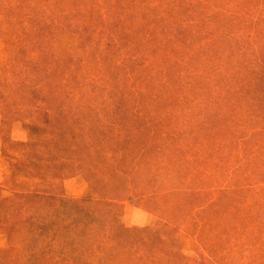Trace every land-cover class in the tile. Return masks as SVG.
<instances>
[{
	"label": "rangeland",
	"instance_id": "374dc122",
	"mask_svg": "<svg viewBox=\"0 0 264 264\" xmlns=\"http://www.w3.org/2000/svg\"><path fill=\"white\" fill-rule=\"evenodd\" d=\"M31 1L30 22L15 32L32 40L25 50L0 38V75L10 85L0 98V264H264V247L229 227L230 186L264 190L252 168L234 173L250 147L237 134L229 140V90L244 87L264 55V0H121L118 13L106 0ZM44 23L33 46L31 27ZM121 105L133 110L125 122ZM45 113V134L23 132L21 122L45 126ZM81 143L99 154L81 153ZM150 144L154 164L131 163ZM21 160L33 162L34 178L12 169ZM65 162L73 168L48 177ZM94 175L98 201L85 203ZM53 189L108 218L79 225L83 236L68 246L64 232L39 235L27 223L60 222L59 203L10 196ZM121 227L133 232L128 251L115 247Z\"/></svg>",
	"mask_w": 264,
	"mask_h": 264
},
{
	"label": "trees",
	"instance_id": "16d2710c",
	"mask_svg": "<svg viewBox=\"0 0 264 264\" xmlns=\"http://www.w3.org/2000/svg\"><path fill=\"white\" fill-rule=\"evenodd\" d=\"M63 1V4L60 6H66L68 2H74L75 0H67L68 2L65 4L66 0ZM109 5V10H113L117 8V13L119 9V5L121 6V0H106ZM114 2V3H111ZM182 1V0H181ZM36 4V2L33 0ZM31 0H0V38L3 41H9L16 43V51L18 53H22L24 48V42L26 44L31 42L29 36L24 41L18 37V34L15 35L23 25H27L31 20V13L34 10L35 6H31ZM182 6V3H181ZM89 11H92L94 8V3H89L87 5ZM93 14V12H91ZM110 13V12H109ZM92 14L91 17H92ZM109 20V15L106 16ZM44 19V18H43ZM61 20V19H58ZM91 20L85 21L84 25H80V30L78 33L80 36H84L89 29V25H85L87 22L90 23ZM50 27V25H43L36 27L33 25L31 28L35 31L36 37L35 42L31 43L33 46H37V42L39 36L43 35L45 30ZM64 27V26H63ZM62 28V27H61ZM63 32V29L61 30ZM72 32H77L74 30ZM23 61L26 60L25 58L22 59ZM132 59H129V61ZM133 64V61H131ZM30 66V65H29ZM65 66V65H64ZM64 66L62 67V72L65 70ZM26 67V65H25ZM0 69L4 70L5 66L0 65ZM260 69V71H259ZM249 71V70H248ZM4 72V71H3ZM251 74L249 81L244 87L231 89L230 95V106L229 112L233 117L229 120V140H234L237 134V144L242 143L244 146L250 147V152L248 155L243 153L242 150V160L243 165H236L234 168V173L238 171H242L243 169L252 168L253 173L256 171V175L260 178L258 181L264 180V55L263 58L258 61V65L255 66V69L249 71ZM253 78V81H251ZM177 79L174 78V83H177ZM16 85V84H15ZM21 87L25 85L21 83ZM9 86L7 81L4 79L3 76L0 75V98H2V90H9ZM3 88V89H2ZM33 96L36 94L35 91L32 93ZM129 96L123 97L122 99L126 101ZM24 96V100H25ZM126 107L121 105L118 107V114L120 118H123L122 121L126 120L130 117L133 113H131L132 109H125ZM119 118V119H120ZM125 122V121H124ZM45 126H40L36 123L21 122V129L23 132H26L29 137H39L46 133L47 127L50 125L48 120V114H44V122L42 123ZM245 127V128H244ZM247 128V129H246ZM128 129H124L126 132ZM48 132L51 133L54 137L61 135L64 137L63 134L55 133V130L52 128L48 129ZM128 138V136L126 137ZM237 145V147L243 145ZM95 148V149H94ZM81 153H91V151H95L99 154V150L97 147H93V149L88 148V144L81 143L79 146ZM155 151H157V145L154 146H144L138 151V155L135 159L131 160V163H134L137 167L140 166L142 163H146L145 169H148L149 164H154L155 159ZM85 162V159H84ZM62 163V162H61ZM73 164H68L65 162L61 165L52 164V169L48 174V177H58L60 175H64L66 170L72 169ZM76 167V166H75ZM33 162L27 163L24 160L15 161V164L12 165V169L15 172L19 171L23 174H26L28 177H35L32 172ZM82 168H84L82 166ZM48 169V167H47ZM47 169H43V172H46ZM136 172V167L133 169L132 173ZM252 170H250L251 172ZM263 182H257L256 184H260ZM90 187L93 192V198H89L85 200V203H92L98 198H96L97 192L96 187L100 189V182L96 181V175L92 177V181ZM96 185V187H95ZM255 186L258 185H247L246 192H243L239 185L234 184L229 188V215L231 217V221L229 222L230 228H236V230H242L244 235H246L247 239L245 238L246 242L250 244L254 249L258 251L264 247V190L263 188L259 189L260 194H254ZM113 194H120L118 191H111ZM110 193V194H111ZM61 194L58 192V189H53L51 191H41L39 193H30V194H12L10 198H17L19 199L20 203H32L39 205L43 199L45 201L56 202L59 203V215L61 216L60 222L58 220H53L48 225H44L39 222H34V218H32V223L28 225L30 226H37V233L39 235H46L47 236H55L60 232H64V239L67 242V246L71 243V241L77 238L79 235L82 237L84 233L82 230L78 232L79 225H82L85 230L89 228L88 222L93 221L97 218H103L104 220L108 217L97 212V209L94 207H81V205L76 204V202L69 201L64 199V197L60 196ZM103 199V197L101 196ZM96 199V200H95ZM102 201V200H100ZM222 201V200H220ZM64 206V208H62ZM55 210V209H54ZM107 216L109 215V211L104 210ZM110 216V215H109ZM106 221V220H105ZM239 221L237 225H233L234 222ZM122 228V227H121ZM120 229V228H119ZM119 237L118 232L114 233V243L115 247L118 250L127 249L128 251L131 248L135 247V244L129 239L132 235V229H125L122 228ZM147 230V229H146ZM151 230V229H149ZM51 231V233L49 232ZM119 231V230H118ZM155 236L159 238V230H153ZM36 233V232H34ZM135 235L133 234V239L140 238L141 234H143L142 230H135ZM131 251V250H130ZM132 252V251H131ZM120 256H122V252H119ZM132 255L127 254V258H131L134 262L137 261L136 258H132ZM123 258V257H122ZM121 258V259H122Z\"/></svg>",
	"mask_w": 264,
	"mask_h": 264
}]
</instances>
